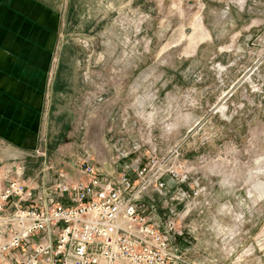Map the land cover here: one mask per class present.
Here are the masks:
<instances>
[{"label": "rangeland", "instance_id": "374dc122", "mask_svg": "<svg viewBox=\"0 0 264 264\" xmlns=\"http://www.w3.org/2000/svg\"><path fill=\"white\" fill-rule=\"evenodd\" d=\"M54 1L66 91L45 126L55 140L42 165L0 141V168L38 183L50 166L77 177L70 164L85 156L115 177L186 163L187 183L140 200L182 223L176 250L195 264H264V0Z\"/></svg>", "mask_w": 264, "mask_h": 264}, {"label": "built area", "instance_id": "2783aa9c", "mask_svg": "<svg viewBox=\"0 0 264 264\" xmlns=\"http://www.w3.org/2000/svg\"><path fill=\"white\" fill-rule=\"evenodd\" d=\"M75 162L77 177L50 166L54 178L38 183L21 165L0 168V264H195L172 244L184 237L182 223L157 221L140 202L165 191L167 179L182 187L192 168L151 159L115 177L90 156Z\"/></svg>", "mask_w": 264, "mask_h": 264}, {"label": "crops", "instance_id": "0c3cea01", "mask_svg": "<svg viewBox=\"0 0 264 264\" xmlns=\"http://www.w3.org/2000/svg\"><path fill=\"white\" fill-rule=\"evenodd\" d=\"M60 21L54 0H0V141L39 165L55 140L44 132L49 109L66 92L55 72Z\"/></svg>", "mask_w": 264, "mask_h": 264}]
</instances>
